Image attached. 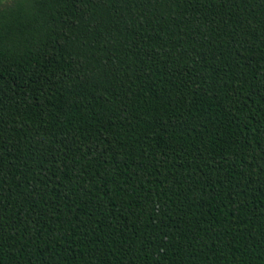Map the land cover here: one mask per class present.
I'll return each mask as SVG.
<instances>
[{
  "label": "trees",
  "instance_id": "1",
  "mask_svg": "<svg viewBox=\"0 0 264 264\" xmlns=\"http://www.w3.org/2000/svg\"><path fill=\"white\" fill-rule=\"evenodd\" d=\"M0 264H264V0H0Z\"/></svg>",
  "mask_w": 264,
  "mask_h": 264
}]
</instances>
